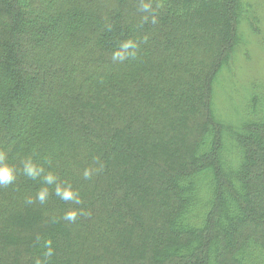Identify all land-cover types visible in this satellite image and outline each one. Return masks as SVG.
<instances>
[{"label":"trees","instance_id":"trees-1","mask_svg":"<svg viewBox=\"0 0 264 264\" xmlns=\"http://www.w3.org/2000/svg\"><path fill=\"white\" fill-rule=\"evenodd\" d=\"M246 19L242 0H0V149L80 201L18 171L0 264L48 242L50 264H264V92L236 125L214 108Z\"/></svg>","mask_w":264,"mask_h":264},{"label":"rangeland","instance_id":"rangeland-1","mask_svg":"<svg viewBox=\"0 0 264 264\" xmlns=\"http://www.w3.org/2000/svg\"><path fill=\"white\" fill-rule=\"evenodd\" d=\"M242 1L247 10V19L239 24L243 43L236 48L230 66L221 74L214 93L215 111L225 122L235 125L244 112V99L251 87L258 86L264 92V0ZM249 22L253 23L255 31Z\"/></svg>","mask_w":264,"mask_h":264},{"label":"clouds","instance_id":"clouds-1","mask_svg":"<svg viewBox=\"0 0 264 264\" xmlns=\"http://www.w3.org/2000/svg\"><path fill=\"white\" fill-rule=\"evenodd\" d=\"M142 11L149 12L150 11V5L149 4H143ZM138 44L132 40L125 41L121 43L119 46V49L116 50L113 53V59H119L123 60L127 56H135V50L137 49ZM128 49H132V52H128ZM20 171L22 174L31 179V180H38L42 178V182L45 185L48 186H55L54 188V194L59 197L62 201H72L75 203H79L78 199V193L72 188L71 184H68L67 182L61 184L59 182V178L53 174L52 172H48L45 174L43 167L37 165L31 160H27L23 162L22 169L18 170L16 167L12 166L8 162V155L7 152L0 149V186H8L14 183L16 180V174ZM85 178H89L91 175V172L89 170H85ZM49 196V188L44 187L41 188L37 194L35 199L40 202V204H44ZM29 204H32L34 201L32 198H28L26 201ZM78 215V212L73 210L70 212L65 213L64 219L68 221L74 222L76 220V217ZM36 242H40V237H36ZM44 247L47 249L44 252L43 259H37L36 264H50V259L54 255V250L51 247V243L48 242L44 245Z\"/></svg>","mask_w":264,"mask_h":264}]
</instances>
